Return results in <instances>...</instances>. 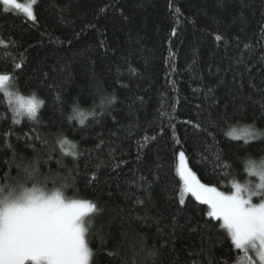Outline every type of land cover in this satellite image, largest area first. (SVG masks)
Here are the masks:
<instances>
[{
	"label": "trees",
	"instance_id": "1",
	"mask_svg": "<svg viewBox=\"0 0 264 264\" xmlns=\"http://www.w3.org/2000/svg\"><path fill=\"white\" fill-rule=\"evenodd\" d=\"M33 10L29 20L0 3V72L44 102L14 124L0 99V185L31 162L48 191L96 203L92 264H245L207 205L180 204L176 168L183 151L201 183L228 193L246 179L242 159L264 157V0ZM246 128L259 135H227Z\"/></svg>",
	"mask_w": 264,
	"mask_h": 264
},
{
	"label": "snow or ice",
	"instance_id": "2",
	"mask_svg": "<svg viewBox=\"0 0 264 264\" xmlns=\"http://www.w3.org/2000/svg\"><path fill=\"white\" fill-rule=\"evenodd\" d=\"M36 2L28 0L27 4H20L17 0H0L5 12L11 6L30 20L36 19L33 10ZM216 39L219 41L221 37L217 35ZM0 45L7 46L3 39H0ZM15 68L20 69L21 64L16 63ZM10 78L9 74L0 72V88ZM5 96L11 94L5 91ZM16 99L22 102L25 98ZM43 103L33 95L27 98V104L21 103L20 108L25 109L30 120H36ZM13 114V123H20V109H14ZM82 115L77 112L78 117ZM79 122L84 123L83 119ZM242 134L245 137L259 135L247 128ZM227 135L234 136L235 129ZM178 157L176 173L181 181L180 204L185 203V195H190L207 205V216L222 221L220 227L234 248L242 253L245 264H264V194H242L241 186L235 181H232L228 193L201 183L187 167L185 153L179 152ZM17 167L21 169L20 174L11 178V182L0 185V193L8 189L7 196H0V264H92L94 251L89 246V237L92 214L99 212L97 204L88 199H68L62 191L63 185L48 191L44 182L37 179L35 163L18 164ZM259 176L261 184L257 187H264V173ZM5 179L9 178L6 176ZM29 183L31 187L27 186ZM253 196L260 202L254 203ZM142 250L148 256L156 254L155 250Z\"/></svg>",
	"mask_w": 264,
	"mask_h": 264
},
{
	"label": "clouds",
	"instance_id": "3",
	"mask_svg": "<svg viewBox=\"0 0 264 264\" xmlns=\"http://www.w3.org/2000/svg\"><path fill=\"white\" fill-rule=\"evenodd\" d=\"M5 91L11 94V96L7 98L9 100L10 99L12 100L13 110L16 108L20 109L21 114L18 116V118L19 119H25V118L29 119V116L27 112L25 111V109L20 108V104L21 103L27 104V98H30L35 94L22 93L18 88L15 87L14 81L11 78L8 82H6L3 88H0V99L5 97ZM16 97H24L25 99L21 102L17 100ZM35 98L37 101L41 100L37 95H35ZM261 134H264V132H262ZM241 166L243 169V173L246 176V179L241 180L239 177H236L233 181H235L237 184L241 186L242 194H245V195L252 194V193L264 194V187H259V188L257 187V185L261 184L259 174L264 173V157L247 156L242 159ZM250 172L252 174H250ZM245 189H247V192L244 191ZM7 195H8V189H4L3 193H0V196H7ZM255 198L257 197L253 196V199Z\"/></svg>",
	"mask_w": 264,
	"mask_h": 264
},
{
	"label": "rangeland",
	"instance_id": "4",
	"mask_svg": "<svg viewBox=\"0 0 264 264\" xmlns=\"http://www.w3.org/2000/svg\"><path fill=\"white\" fill-rule=\"evenodd\" d=\"M17 2L20 3V4H27V3H28V0L17 1ZM33 7H34V5H33ZM9 9L18 12V13L22 14L25 18H27L22 12L16 10L14 7H11V6H10ZM27 19H28V18H27ZM29 20H30V19H29ZM241 130H242L241 132H240V131H237V132H235V134L237 133L236 135H241V134L243 133V130H244V129H241ZM178 165H179V157H178ZM187 167H188V166H187ZM198 202H199V201H198ZM253 202H254V203H259L260 201H259L258 198H255V199L253 200ZM221 223H222V221H221Z\"/></svg>",
	"mask_w": 264,
	"mask_h": 264
}]
</instances>
